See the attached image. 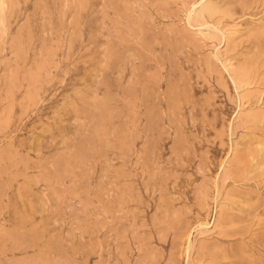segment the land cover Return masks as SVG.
I'll return each mask as SVG.
<instances>
[{
    "label": "rangeland",
    "instance_id": "obj_1",
    "mask_svg": "<svg viewBox=\"0 0 264 264\" xmlns=\"http://www.w3.org/2000/svg\"><path fill=\"white\" fill-rule=\"evenodd\" d=\"M188 255L264 264V0H0V264Z\"/></svg>",
    "mask_w": 264,
    "mask_h": 264
},
{
    "label": "bare ground",
    "instance_id": "obj_2",
    "mask_svg": "<svg viewBox=\"0 0 264 264\" xmlns=\"http://www.w3.org/2000/svg\"><path fill=\"white\" fill-rule=\"evenodd\" d=\"M203 1V0H202ZM199 2H201V1H199ZM201 4V3H200ZM198 6H199V3H194V4H192L191 6H190V8H189V10H188V13H187V20H188V22L189 23H191L192 22V20H193V13H194V11L198 8ZM203 25H205L207 28H209V29H215V30H218L219 31V29L214 25V24H212V23H204ZM199 28V27H198ZM253 82V81H252ZM2 116H3V114H2ZM260 168V167H259ZM66 169V168H65ZM72 190V189H71ZM225 209V208H224ZM153 214V213H152ZM209 223H207V224H199L198 225V227H199V229H203V228H206V226H209L208 225ZM242 225V224H241ZM258 228V227H257ZM206 229H208V227L206 228ZM214 231V230H213ZM4 232V231H3ZM190 233H192L191 231H190ZM140 246V245H139ZM142 246V245H141ZM101 249V247L98 249V250H100ZM141 250V249H140ZM189 250V249H188ZM99 261V260H98ZM189 263V255H188V258H187V264Z\"/></svg>",
    "mask_w": 264,
    "mask_h": 264
}]
</instances>
